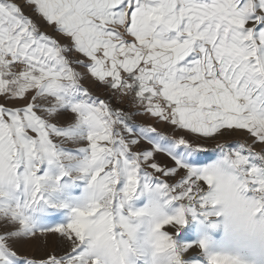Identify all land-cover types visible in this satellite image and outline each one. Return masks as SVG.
<instances>
[{
    "label": "snow or ice",
    "instance_id": "snow-or-ice-1",
    "mask_svg": "<svg viewBox=\"0 0 264 264\" xmlns=\"http://www.w3.org/2000/svg\"><path fill=\"white\" fill-rule=\"evenodd\" d=\"M0 264H264V0H0Z\"/></svg>",
    "mask_w": 264,
    "mask_h": 264
}]
</instances>
